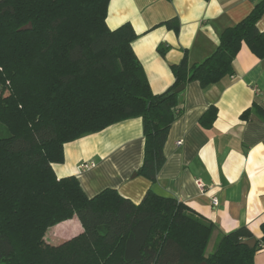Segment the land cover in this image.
<instances>
[{
	"label": "trees",
	"instance_id": "16d2710c",
	"mask_svg": "<svg viewBox=\"0 0 264 264\" xmlns=\"http://www.w3.org/2000/svg\"><path fill=\"white\" fill-rule=\"evenodd\" d=\"M110 1L0 0V264H256L264 223L260 239L241 227L209 253L213 223L183 202L152 190L140 204L111 188L88 197L77 177L59 179L53 165L64 163L66 144L139 118L138 174L154 184L170 129L185 111L186 87L233 76L243 45L264 58V0L221 33L204 61L191 64L185 53L171 64L174 83L162 94L152 92L132 49L133 26L108 27ZM161 25L180 32L176 18ZM217 116L212 106L199 123L210 129ZM73 217L80 234L57 246L45 242L49 228ZM251 239L253 248L243 244Z\"/></svg>",
	"mask_w": 264,
	"mask_h": 264
},
{
	"label": "crops",
	"instance_id": "0c3cea01",
	"mask_svg": "<svg viewBox=\"0 0 264 264\" xmlns=\"http://www.w3.org/2000/svg\"><path fill=\"white\" fill-rule=\"evenodd\" d=\"M261 1L111 0L106 22L110 29L125 23L133 26L139 36L132 49L152 92L162 94L174 83L171 64H179L185 53L191 64L204 61L217 49L221 33L242 21ZM175 18L181 25L179 34L161 25ZM258 28L264 32V16ZM159 48L166 49L165 56ZM234 70L233 76L206 89L198 82L186 87L185 111L170 129L164 146L166 163L154 184L138 174L144 158L139 118L66 144L64 163L53 165L56 176L77 177L88 197L111 188L134 204H140L149 190L177 199L213 223L208 246L214 245L212 251L223 235L241 227L260 239L264 223V118L259 110L264 111V58L243 45ZM212 106L218 109V116L212 128L205 129L199 120ZM178 141L182 145L178 146ZM84 164L94 167L82 170ZM213 198L218 199L217 207ZM75 219V230L55 231L48 244L57 246L80 234L83 228ZM255 263L264 264V250L256 254Z\"/></svg>",
	"mask_w": 264,
	"mask_h": 264
},
{
	"label": "rangeland",
	"instance_id": "374dc122",
	"mask_svg": "<svg viewBox=\"0 0 264 264\" xmlns=\"http://www.w3.org/2000/svg\"><path fill=\"white\" fill-rule=\"evenodd\" d=\"M61 223H65V225L64 226H59V227H56V226H58L59 224H61ZM61 223H59V224H57V225H55V226H53V227H51V228H49L47 231H46V233H45V236H44V239H45V242L48 244V242H49V238H50V235H52V233L54 234V233H56V232H58V231H62V232H64L65 230H75V227H76V225H77V222H76V219H75V217H73V218H71V219H68V220H65V221H63V222H61ZM55 227V228H54ZM56 231V232H55ZM52 239V238H51ZM213 244H211V246L208 248V252H212V249H213Z\"/></svg>",
	"mask_w": 264,
	"mask_h": 264
},
{
	"label": "water",
	"instance_id": "95a60500",
	"mask_svg": "<svg viewBox=\"0 0 264 264\" xmlns=\"http://www.w3.org/2000/svg\"><path fill=\"white\" fill-rule=\"evenodd\" d=\"M30 29H31V25L29 24L28 27L21 28L19 31H27V30H30ZM184 89H185V85H181L179 88H177L176 93H180ZM256 241H257L256 239H251V240H248V241H244L243 244L253 248L256 245Z\"/></svg>",
	"mask_w": 264,
	"mask_h": 264
},
{
	"label": "built area",
	"instance_id": "2783aa9c",
	"mask_svg": "<svg viewBox=\"0 0 264 264\" xmlns=\"http://www.w3.org/2000/svg\"><path fill=\"white\" fill-rule=\"evenodd\" d=\"M177 145L178 146L182 145V141H178ZM92 167H94L93 164H84V165H82L81 169L82 170H87V169L92 168ZM197 184H198V186L200 188H203V185H202V183L200 181H197ZM212 204H213L214 207H217L219 205L218 199L217 198H213L212 199Z\"/></svg>",
	"mask_w": 264,
	"mask_h": 264
}]
</instances>
